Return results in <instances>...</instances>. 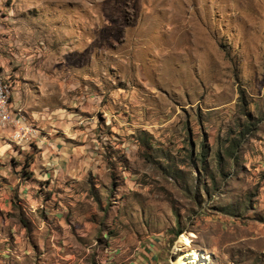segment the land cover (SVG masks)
<instances>
[{"label": "rangeland", "instance_id": "obj_1", "mask_svg": "<svg viewBox=\"0 0 264 264\" xmlns=\"http://www.w3.org/2000/svg\"><path fill=\"white\" fill-rule=\"evenodd\" d=\"M8 4L16 78L87 114L0 132V264H264V0Z\"/></svg>", "mask_w": 264, "mask_h": 264}, {"label": "crops", "instance_id": "obj_2", "mask_svg": "<svg viewBox=\"0 0 264 264\" xmlns=\"http://www.w3.org/2000/svg\"><path fill=\"white\" fill-rule=\"evenodd\" d=\"M9 4L8 0H0V33L2 27H6V23L8 21V15H9ZM5 25V26H4ZM1 49V46H0ZM1 52V51H0ZM8 56V55H7ZM6 56V57H7ZM9 57V56H8ZM4 57V54L2 52L0 53V73L1 76L10 84L13 86L14 95L12 97L11 105H10V112L11 116H15L17 120H21L22 124H24V119L20 117L19 111L24 114V117L26 116L27 120L31 121L34 119V122L36 121V124L39 123L40 126H42L45 130L48 131H54L52 129L53 121L58 120V117H63L64 121L61 122V126L64 127V125H69L70 122L72 125H80L85 120L83 119V115L87 114L86 111L76 110V113H68L65 112L64 108H53V107H41L37 106L38 96L40 99H44L43 91L37 90L33 86L35 83L36 85H43L44 83L40 81V77L42 73L40 74H33V78H26L21 79V83L16 78L17 74L15 71L18 72V69H13L12 66L15 64H11L10 57L9 59ZM19 63V61H17ZM21 63V62H20ZM19 63V64H20ZM46 74L49 72L45 71ZM38 87V88H41ZM35 89L37 92V96L34 98L32 90ZM87 93V92H85ZM53 94V93H52ZM54 95V94H53ZM50 97V96H48ZM82 98V97H81ZM79 98V99H81ZM35 99L33 102L32 100ZM88 99V98H87ZM86 99V100H87ZM82 102V101H81ZM79 102L78 104L81 105L82 103ZM76 103V102H75ZM83 106V105H82ZM83 108V107H81ZM80 108V109H81ZM79 111V113H78ZM22 114V115H23ZM69 120V122H66V120ZM88 119V118H87ZM29 131L31 132L30 128L25 126ZM38 129V128H37ZM39 130V129H38ZM37 132V130H36ZM149 253H144L145 256H140L138 259H135L133 261L128 262L127 264H156L157 259V253H159V250L157 249V245L154 244V247L152 246L151 249L148 251Z\"/></svg>", "mask_w": 264, "mask_h": 264}, {"label": "bare ground", "instance_id": "obj_3", "mask_svg": "<svg viewBox=\"0 0 264 264\" xmlns=\"http://www.w3.org/2000/svg\"><path fill=\"white\" fill-rule=\"evenodd\" d=\"M12 97L13 92H11V85L5 81L0 73V124L4 123L9 115L11 116L10 105ZM27 131H29V129H27ZM23 142L26 141H22V143ZM180 244L188 246L192 245L193 242L189 237L183 235L180 238ZM207 260L208 257L205 256L202 251L191 249L183 251L178 262H175L174 264H203L208 263Z\"/></svg>", "mask_w": 264, "mask_h": 264}, {"label": "built area", "instance_id": "obj_4", "mask_svg": "<svg viewBox=\"0 0 264 264\" xmlns=\"http://www.w3.org/2000/svg\"><path fill=\"white\" fill-rule=\"evenodd\" d=\"M11 85V92H13V86ZM0 132L7 133L12 132V139L18 144L22 145V141H27L30 136V132L27 131L26 127L22 124L21 120H17L15 116H10L5 120L4 123L0 124Z\"/></svg>", "mask_w": 264, "mask_h": 264}, {"label": "trees", "instance_id": "obj_5", "mask_svg": "<svg viewBox=\"0 0 264 264\" xmlns=\"http://www.w3.org/2000/svg\"><path fill=\"white\" fill-rule=\"evenodd\" d=\"M180 233H181V232L177 233V236H179Z\"/></svg>", "mask_w": 264, "mask_h": 264}]
</instances>
